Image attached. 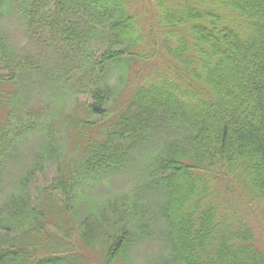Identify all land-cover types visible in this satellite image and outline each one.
<instances>
[{
  "label": "trees",
  "instance_id": "trees-1",
  "mask_svg": "<svg viewBox=\"0 0 264 264\" xmlns=\"http://www.w3.org/2000/svg\"><path fill=\"white\" fill-rule=\"evenodd\" d=\"M5 16L19 23L41 56L51 55L52 68L11 46L1 28ZM97 42L102 48L92 54ZM0 65H14L9 82L26 68L36 69L60 103L76 72L78 82H85L80 92L87 89L92 101L87 113L102 118L97 124L69 115L71 129L84 137L81 159L71 171L59 172L45 190L49 196L59 191L74 204L78 188L118 174L131 151L152 144L154 152L141 167L143 191L164 199L161 214L175 260L264 264L253 229L230 223L222 213L224 201L216 203L212 188L218 180L234 181L242 190L238 197H252L264 211V0H0ZM117 68L124 76L148 70V77L112 111L117 87L110 75ZM6 91L15 94L12 88ZM13 102L0 104L5 111L0 143L7 144L14 130L21 135L32 130L53 151L51 124L39 118L15 128L12 117L20 107ZM22 185L1 205L0 264H85L76 247L51 251L59 240L46 224L53 219L32 200L28 183ZM122 202L126 216L109 219L111 230L102 234L94 225L83 239L92 247L110 244L106 264L125 256L136 233L145 231L141 237L150 238L148 225L131 223V199L125 196ZM114 203L110 208L118 214L119 202ZM135 206L132 202L136 215L141 205Z\"/></svg>",
  "mask_w": 264,
  "mask_h": 264
},
{
  "label": "rangeland",
  "instance_id": "rangeland-1",
  "mask_svg": "<svg viewBox=\"0 0 264 264\" xmlns=\"http://www.w3.org/2000/svg\"><path fill=\"white\" fill-rule=\"evenodd\" d=\"M135 6L138 8V3ZM149 9L150 11L147 12L153 17L154 11L151 6ZM3 21L2 33L17 52L29 56L33 63L40 62L41 66L46 63L47 66L53 67L54 59L50 58L51 55L41 56L38 48L34 47L33 43L31 44L24 36L15 19L5 16ZM98 45L97 42L91 47L92 54H97L98 49L102 48ZM18 57L29 60L24 56L18 55ZM13 67L14 65L11 67L0 65V77L3 78V83H0V104L2 101L4 103L13 102L14 98L15 101H19L20 113L12 117L15 128L19 127V124L20 126L24 124L25 120L33 122L40 118L44 122L50 123L53 128L54 137L51 145L54 150L50 151L49 148H44L38 132L32 130L24 135L17 134L14 130L10 134L11 139L7 144L0 143V166L3 168L0 174V209L3 203L5 204L11 196L18 193L22 184L25 186V183H28L32 200L42 207L46 218L51 216L50 218L53 219L52 222L46 224L51 232L56 233L59 240L51 245V251L68 253L76 247L87 258V261H84L85 264L91 262L106 264V251L110 244L106 249L101 246L105 244V241L96 244L99 235L92 241L96 244L93 247L86 244L83 239L86 232L95 227L94 225L101 226L99 234H102L105 230H111L112 224L109 219L115 220L126 216L124 214L126 208L122 202V198L126 196L131 199V203H136V206L141 205L140 208H137L136 215L131 203L128 205V208L133 212L130 217L131 223H134L132 225H148L151 234L150 238L145 239L141 237L145 231H141L140 234L136 233L137 235L132 238L131 249L118 260L117 264H180L175 260L170 244L166 240L169 227L161 214V206L165 203L164 199L158 194H144L143 191L141 167L145 162V156L146 158L152 156L154 146L139 144L137 150L131 151L130 155L124 159L121 172L113 175L104 174L96 178L89 185L90 187L78 188L75 195L77 200L74 204L70 198H64L59 191L50 193L51 196H49L45 190L58 178L59 172L71 171L70 166L75 167L81 159L83 150L81 146L84 143V137L80 136L78 130L71 129L75 127L68 123L69 115L75 114L79 118L97 124H100L102 118L87 113V105L92 101L86 94L87 89L80 92L85 82H78L77 75H74L77 74L76 72L70 75L72 83L68 86L71 89L62 92L60 103L53 99L52 89L54 87L48 84L49 82L45 80L44 76L40 77L34 68H26L23 72L21 71V75L15 77L13 82H9ZM44 69L46 72L50 70ZM137 70L138 66H135L134 71ZM147 72L148 70H143L139 75L131 73V76H124L117 68L110 75V83L117 87L115 103H111L113 107L108 109L114 111L124 105L133 89L148 77ZM122 77L125 78L124 81ZM11 88L15 92L14 96L6 93V90ZM3 108L4 106H0V121L5 115ZM18 115H20L19 119ZM101 124L104 125L105 122ZM156 143L155 141L154 144ZM43 148L46 153L40 154V150ZM30 171L32 172L29 175ZM225 180H218L212 184V188L216 192V203L224 201L222 213L223 216L231 220L230 223H244L253 229L256 247L264 254V211L256 204L255 200H252V197L240 199L238 193L242 190L239 187L236 189L234 181ZM68 201H71L69 210L65 207L66 204H69ZM114 202H119L116 205V207L118 206L117 211L119 209L118 214H115V210L110 208ZM54 215H58V217L53 218ZM135 230L136 228L133 229V231Z\"/></svg>",
  "mask_w": 264,
  "mask_h": 264
}]
</instances>
